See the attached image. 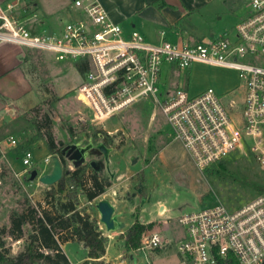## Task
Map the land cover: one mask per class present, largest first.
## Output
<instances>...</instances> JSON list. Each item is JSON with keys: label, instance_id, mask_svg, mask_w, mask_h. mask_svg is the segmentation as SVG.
Returning a JSON list of instances; mask_svg holds the SVG:
<instances>
[{"label": "rangeland", "instance_id": "374dc122", "mask_svg": "<svg viewBox=\"0 0 264 264\" xmlns=\"http://www.w3.org/2000/svg\"><path fill=\"white\" fill-rule=\"evenodd\" d=\"M40 2L47 9H52L49 3L55 0ZM212 8L219 11V14L196 20L192 26L195 38L232 31L239 16L246 12L243 0H215ZM41 21L40 16L34 20L39 27L36 34L56 32L51 20L46 24H41ZM63 29L58 33L62 34ZM28 48L25 65L34 84L33 100L12 104L9 106L10 111L0 113V228L10 227L13 212H22L31 206L40 211L53 207L48 203L51 198L47 197L53 187L40 181L41 176L50 174L54 168L53 163H44V159L51 154L46 140L40 139L37 131V125H48L47 118L51 121L58 144L63 143V147L70 144L71 140L78 139L71 137L69 125L76 126L78 132L82 131L80 128L85 124L86 128L94 126L108 133V137L104 135L108 142H93L95 146L103 144V149L95 147L96 153L93 156L102 165L113 160L115 164L127 166L123 183L117 189L120 192L117 196L119 199L116 200L120 218L129 223L122 231L140 220L145 224H153V229L148 231L160 226V232L172 237L171 243L165 248L126 251L123 248L124 241L119 239L121 233L111 231V236L106 235L109 242L104 259L93 264H137L130 260L131 254L139 259L138 264H178L181 258L177 247L186 238V229L179 221L183 212L210 207L219 201L230 208H236L264 188V172L248 151L237 152L221 161L225 169L218 166L221 162L211 166L210 170L214 171L200 169L152 101L143 100L102 123L75 118L84 109L79 104L81 100L77 92L61 100V90L57 83L68 87L71 85L73 89L80 86L82 79L76 68L77 60H58L53 51ZM177 80L179 86L191 95L214 88L225 100L234 98L239 104L243 103L244 90L235 69L194 62L190 68L180 70ZM70 114L72 117L69 118ZM235 114L236 120L241 123L242 112L238 110ZM12 137L16 144L11 142ZM85 140L86 137H82L80 142ZM27 151L33 153L31 166L23 164V156ZM104 151H107L109 160ZM63 167L74 169L75 166L66 161ZM33 170L39 173L35 180H31ZM72 190L73 187L69 185L66 193L57 194L53 201L66 200ZM78 195V207H86L88 212L100 220L96 204L102 196L90 201L81 190ZM86 200L85 205L83 203ZM162 206L165 213L160 214ZM103 226L106 233V227ZM34 231L33 223H28L20 239L4 236L5 248L10 250V255L25 250ZM62 248L72 264H80L76 261L85 256L87 259L88 251L77 242H67Z\"/></svg>", "mask_w": 264, "mask_h": 264}, {"label": "built area", "instance_id": "2783aa9c", "mask_svg": "<svg viewBox=\"0 0 264 264\" xmlns=\"http://www.w3.org/2000/svg\"><path fill=\"white\" fill-rule=\"evenodd\" d=\"M74 4L85 17L67 22L62 34L44 35L30 30L28 22L38 14H29L21 0L0 1V42L53 51L58 60L87 59L89 69L77 90L93 123L152 101L200 169L248 151L264 172V0H246V14L232 31L184 44L151 43L137 30L126 38L99 1ZM194 62L235 69L243 103L225 100L214 88L197 95L183 87L161 90L166 63L187 69ZM11 142L16 144L13 137ZM32 163L27 151L23 164ZM44 163H53V155ZM179 221L186 229L177 247L180 264H264V188L236 208L219 201L183 212ZM164 243L159 232L146 231L139 250L161 249Z\"/></svg>", "mask_w": 264, "mask_h": 264}, {"label": "crops", "instance_id": "0c3cea01", "mask_svg": "<svg viewBox=\"0 0 264 264\" xmlns=\"http://www.w3.org/2000/svg\"><path fill=\"white\" fill-rule=\"evenodd\" d=\"M21 1L26 9L29 10V14L31 12H36L38 17H41V24L49 23L48 20H51L54 25V30H56L54 33L61 32V29L65 26L64 24L67 22L83 18L82 11L74 4L75 0H55V2L49 3V5L52 6V9H47L46 5L40 2V0ZM97 1H99L108 11L110 19L122 27L123 35L126 38L130 37L131 33L137 30L151 43L159 44L163 41H169L175 44H184L186 42L208 39L223 33H212L208 36L202 35L196 38L194 37V34H192V26L196 20L200 18L204 19L206 16L214 15L215 13L219 14V11H214L212 8L215 0H164L166 3L164 7H159L155 4L158 0ZM235 1L236 0H234V2ZM244 1L246 4V0H243V2ZM245 14L239 16L238 22L245 16ZM37 18L28 22L29 28L33 33H36L39 28L38 25L36 26L34 23V20ZM26 50H29L27 46L6 41L0 42V113L10 111L9 106L12 104H20L33 100L32 91L34 84L25 65L27 61ZM180 70L181 69L174 64L166 63L163 66L160 80L161 90L168 91L180 87L177 80ZM80 75L82 79L81 82H83V75L81 73ZM70 86L68 87L57 83L58 89L61 90V100L66 99L75 91L77 94L79 93V90L77 91L79 87L73 89V87ZM79 104H82L84 109L83 111L78 112L77 117L75 118L87 121L91 120V110L86 106L84 101H79ZM70 115L69 118L72 117V114ZM115 130H117V128ZM109 132L113 133V131ZM102 166H100L101 169L107 171L111 176L113 185L109 188L112 193L107 191V193L102 195L100 200H110L116 207V213L120 214L116 203V200L119 199L117 196L120 193L117 189L119 184L123 183L122 180H124L125 175L124 170L127 166L126 164H115L113 160L106 163L103 167ZM127 189L128 188H126V191ZM108 195L111 197H108ZM86 202L87 200L83 204L86 205ZM163 213H165L164 210ZM120 220L125 224V227L129 225L125 219L120 218ZM103 225L104 224L100 223L101 229H104ZM124 228L114 231V233H122ZM159 230L160 226L154 228L153 231L159 232L163 236L165 240L163 247L165 248L166 245L171 243L172 237ZM105 235L109 237L112 233L106 232ZM133 255L135 256V254ZM85 257L83 258L85 259ZM83 258L76 262L81 263V261L84 260ZM130 260L137 264L139 263V259L136 257L134 259L130 257ZM178 264H180V261Z\"/></svg>", "mask_w": 264, "mask_h": 264}, {"label": "trees", "instance_id": "16d2710c", "mask_svg": "<svg viewBox=\"0 0 264 264\" xmlns=\"http://www.w3.org/2000/svg\"><path fill=\"white\" fill-rule=\"evenodd\" d=\"M155 4L159 7L166 5L164 0H158ZM76 67L84 75L89 69V62L87 59L78 60ZM47 123V126L37 125L38 137L46 140L48 152L58 155L64 165L68 160L56 140L49 118ZM77 129L76 126H68L72 138L86 137L87 144L97 141L108 142L102 138L104 135L108 137L109 134L94 126L86 128L84 124L80 128L82 131L78 132ZM218 166L225 169L222 162ZM210 169L212 168H208ZM112 184L113 180L107 171L97 170L89 163L74 169L65 167L63 177L56 183V188L54 184L52 190L48 192L47 197L51 198L48 203L53 205L51 209L43 208L40 211L31 206L25 211L13 212L10 217V227L0 228V264H72L62 248L67 242H77L88 251L87 259L80 264L101 261L106 254L109 238L101 229L98 218L88 212L86 207H78V193L81 190L88 200L93 201L99 199ZM69 185L73 187L72 194L64 201H53L57 194L66 193ZM28 223H33L35 226L30 243L17 255H10V250L5 248L4 236L20 239L24 233V226ZM149 229H153L152 223L145 224L136 220L119 235V239L124 241V250L139 249L143 234Z\"/></svg>", "mask_w": 264, "mask_h": 264}, {"label": "water", "instance_id": "95a60500", "mask_svg": "<svg viewBox=\"0 0 264 264\" xmlns=\"http://www.w3.org/2000/svg\"><path fill=\"white\" fill-rule=\"evenodd\" d=\"M83 142L79 143H70L63 147V143H61L63 147L62 153L65 155L68 161H70L74 168L83 165L85 163L91 164L95 169L97 170H103L98 165L102 166L100 162L97 160V158L93 155H95V147L98 149H103V144H99L98 146H95L93 142L89 144H82ZM105 152V156L107 160L108 153ZM53 164L54 168L50 174H46L40 177V181L43 184L46 185H54L58 183L64 174V167L63 163L58 155H53ZM104 166V165H103ZM102 166V167H103ZM38 171L33 170L31 173V180H35L38 176ZM161 207L160 212L163 213V208ZM96 208L100 214V223L104 224L106 227L107 232L111 231H117L119 229H122L125 227V224L120 220V214L116 213V207L115 205L108 199H101L97 202ZM131 258L134 259L135 256L131 254Z\"/></svg>", "mask_w": 264, "mask_h": 264}, {"label": "flooded vegetation", "instance_id": "af4514ba", "mask_svg": "<svg viewBox=\"0 0 264 264\" xmlns=\"http://www.w3.org/2000/svg\"><path fill=\"white\" fill-rule=\"evenodd\" d=\"M75 138L77 139V137H75ZM105 138H106V137H105ZM105 138L103 137L102 140L104 139V141H106ZM87 140H88V139L86 138V140L83 142V144H87ZM80 141H81V138H78L77 140H74V141L71 140V143H73V142H74V143H75V142H80ZM98 142H101V141H97L96 143H98ZM102 142H103V141H102ZM61 147H62V146H61ZM62 149H63V147H62ZM61 151H62V150H61ZM98 166H100V165H98Z\"/></svg>", "mask_w": 264, "mask_h": 264}, {"label": "bare ground", "instance_id": "6f19581e", "mask_svg": "<svg viewBox=\"0 0 264 264\" xmlns=\"http://www.w3.org/2000/svg\"><path fill=\"white\" fill-rule=\"evenodd\" d=\"M78 98H79L81 101H84V98H81V93H80V91H79V93H78Z\"/></svg>", "mask_w": 264, "mask_h": 264}]
</instances>
